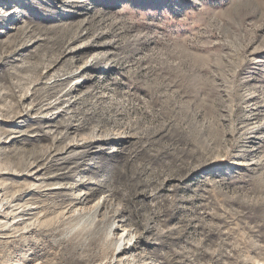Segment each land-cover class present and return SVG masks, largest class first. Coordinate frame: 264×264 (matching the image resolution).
<instances>
[{
    "label": "rangeland",
    "instance_id": "obj_1",
    "mask_svg": "<svg viewBox=\"0 0 264 264\" xmlns=\"http://www.w3.org/2000/svg\"><path fill=\"white\" fill-rule=\"evenodd\" d=\"M0 20V264H264V0Z\"/></svg>",
    "mask_w": 264,
    "mask_h": 264
},
{
    "label": "bare ground",
    "instance_id": "obj_2",
    "mask_svg": "<svg viewBox=\"0 0 264 264\" xmlns=\"http://www.w3.org/2000/svg\"><path fill=\"white\" fill-rule=\"evenodd\" d=\"M2 2L4 1V0H1ZM74 2V1H73ZM14 10V9H13ZM11 20V19H10ZM0 22H5L4 20H0ZM20 29H21V27H20ZM74 230H75V228H72V229H70V231L69 232H74ZM111 230V229H110ZM110 230H109V233H111L110 232Z\"/></svg>",
    "mask_w": 264,
    "mask_h": 264
}]
</instances>
